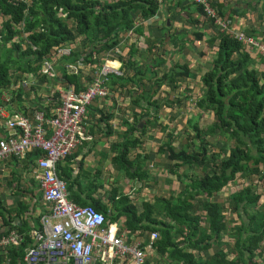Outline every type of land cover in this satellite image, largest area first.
<instances>
[{
	"label": "trees",
	"instance_id": "16d2710c",
	"mask_svg": "<svg viewBox=\"0 0 264 264\" xmlns=\"http://www.w3.org/2000/svg\"><path fill=\"white\" fill-rule=\"evenodd\" d=\"M177 3L181 13L187 14L191 26L198 31L195 33L196 42L205 41V27L214 31V36L206 34L209 39L204 43L211 51L217 48V54L201 76L193 72L189 64L177 67L179 71L162 72L161 77L151 73L154 82L148 89L143 80L144 70L139 68L136 59L140 49L133 46L125 58L121 57L126 75L128 73L126 79H131L129 74L133 73L138 80L134 82L144 87L143 96L149 95L152 99L153 87L160 90L169 78L171 82L166 94L174 92L175 98L173 103H165L164 99L149 101L148 106L155 115L151 118L147 114L133 116L130 132L124 136L123 143L113 144V149L118 154L115 160L126 174L145 182L144 177L150 175L145 164L149 155L139 153L132 159L131 151L144 147L152 120L156 122L154 127H160L157 122L162 107L176 108L181 114L184 103L193 100L198 117L188 119L186 125L194 131V136L187 134L188 143L177 149L173 134H168L169 140L158 150L165 158L166 170L183 184V189L154 202L139 201L138 204L119 188L111 190L106 204L91 196L93 193L88 195L90 202L76 199L73 192L70 198L77 206L93 207L111 224L124 219L130 244L144 243L152 233H158L160 239L154 245L158 261L153 257L154 262L150 258L148 264H257L256 259L264 254V200L261 201L263 194L259 191V187L264 189V54L255 48L251 52L231 36L220 33L212 20L205 18L204 23H200L201 19H192L188 13V0H178ZM195 11L204 18L202 7ZM231 12L238 14V10L232 9ZM159 13L158 0H0V96L9 91L11 85L22 82L28 74L42 81L48 79V75L42 72L46 59L57 48H74L76 45L71 56L56 61L60 66L69 62L63 65L62 82L76 91L84 90L79 89L80 76L69 71V67L78 65L77 62L92 63L97 49L100 53L117 49L121 45V35L132 31L145 36V31L142 27L137 28V23L158 18ZM173 17L176 18L174 8L168 18L171 25ZM167 25L161 39L150 42L147 48L158 67L166 64L160 53L169 44L166 42L169 34H174L172 28H169L170 32L166 30ZM246 36L256 39L264 47L258 37ZM261 39L264 41V34ZM176 41L178 38L174 34L172 47L182 52L188 43ZM254 51L256 58L252 57ZM206 53L199 52L201 57ZM198 76L201 96L195 95L196 99L190 86L184 84L189 77L196 79ZM110 79L118 84L124 78ZM183 86L184 94L176 95ZM24 89L19 87L13 101L20 100ZM55 96H59L58 93ZM132 106L140 109L141 101L134 100ZM46 112H43L46 117L52 115L49 110ZM204 114L213 115L209 125L200 124L199 119ZM110 118L107 116L101 121L107 125ZM143 121L144 127L141 128ZM162 129L167 131V128ZM136 132L139 136H134ZM106 136L111 134L107 132ZM32 155L38 157L39 153L33 152ZM134 169L137 170L133 172ZM66 176L71 177V173ZM255 176L258 183H255ZM240 181L242 188L231 191L225 203L216 200L228 189L229 183ZM25 211L27 208L22 207L21 212ZM231 216L235 219L229 221ZM2 224L7 226V221L3 219ZM225 237L232 243H222ZM32 246V240L25 237L20 247L11 248L7 253L0 252V264L7 261L8 264H23V250ZM216 246L217 252L214 251Z\"/></svg>",
	"mask_w": 264,
	"mask_h": 264
},
{
	"label": "crops",
	"instance_id": "0c3cea01",
	"mask_svg": "<svg viewBox=\"0 0 264 264\" xmlns=\"http://www.w3.org/2000/svg\"><path fill=\"white\" fill-rule=\"evenodd\" d=\"M188 1V7L190 9L188 13L192 19H199L200 15L195 11L198 7L197 4L194 0ZM211 1L213 8L216 10L217 16L221 20H224L223 16H227L229 24L225 21L223 22L229 25L230 29L241 32L239 29L245 28V31H247H244V33L254 35V37L258 38L263 37L264 0ZM166 2L168 4V9L172 10L169 15L173 13L174 8L176 21H174L172 32L179 37L185 32H178V25L185 24L188 26L187 29H190V19L186 13H181V9L178 8V0H166ZM183 6H185V4L182 2L181 7ZM232 9L238 10V14H233L231 12ZM178 13H181V16H179ZM167 19L168 17L164 21V17L162 18L159 16L157 20H153V23H150L151 25L144 26L143 30L145 31V36H140L137 33H133L131 36H122L118 52L120 55L112 52L110 54V51L100 53L99 49H97L94 55L95 60L92 58V63L77 62L78 65H73L71 69L69 67V71L77 73L80 76L79 89L86 88L92 83L96 70H98L104 63L122 69L125 72V76H128V73L126 75V69L121 61V57L125 58L133 46H137L140 49L137 55L139 59H136L139 63V67H142L144 70L145 76L143 78L149 89L154 82V79L151 80L154 78L151 73L155 74L157 71H160L159 73L161 77L162 72L166 70V64L158 67L157 61L147 52V45L152 41L161 39L162 35L165 33L164 25L168 22ZM157 21L160 22V26L158 23L155 24ZM154 24L158 26L157 29H152ZM209 29L213 31L211 28ZM204 32L205 30L203 33ZM207 39H209V37L205 34V43ZM166 42L171 43L170 37L166 39ZM177 42L179 43L181 41L178 40L176 43ZM171 45L172 44L166 46L164 49L165 51H161L160 58L166 60V57L163 54L167 55L168 53H172V50L174 54L179 52V49H175L172 47L173 45ZM76 46L74 47V50H76ZM195 46H197L196 48H199L197 43ZM203 50L206 52L209 51L206 47H204ZM89 53L90 50L87 54ZM182 55H186V51L182 52ZM256 55L257 54L254 53L252 57L256 58ZM147 61H149V63H147ZM194 61L201 63L197 64L198 66H204L202 60L196 58ZM47 62L53 73L51 77L48 76V79L45 81L32 77L31 81L26 82V87L24 89L25 93L21 94L18 102L13 101V98H15L13 97L10 104H5L0 98V106L3 107V113L0 114V138L9 135L15 136V132L6 129V120L11 118L14 113L26 118H32L34 112L38 110L45 113L49 110L52 114L50 117H52L60 107L61 96L63 93L67 91L68 88H72L71 86L68 87L61 80L63 65L68 64L69 62L62 63V66H60L58 61L53 59H49ZM130 71L131 70H128V72ZM197 72V74L200 75V69H197ZM55 77H58L59 79L54 81ZM129 77L131 79H126V82L119 80L118 84L111 79L109 80V96L105 99L96 100L93 106L88 109L84 123L81 125L80 144L77 145L68 158L60 161L58 164V174L59 176L63 174L64 177L62 176V179L68 184L69 198L73 192L76 199L79 198L81 201L90 202V197L88 195L93 193L91 196L101 198V202L106 204L111 190L119 188L125 194H128L132 201L136 200L133 201L134 203L138 204L139 201L142 203L154 202L157 198L168 197L174 193V178L164 176L159 171L164 156L161 153H158L157 150L169 140V138L163 137L166 132H164L162 128H165V126H148V135L144 147L132 150L130 153L132 159H134L139 153H142L143 155L149 154L148 161L145 164L146 166H153L155 174L150 173V171L148 178L144 177L145 182H142L140 178L136 179L129 177L126 174V171L120 167V163L115 160L118 154L113 149V144L123 143L124 136H126L132 128L131 125L134 120L133 116H141L140 113L147 111L149 108V101L156 102L160 100L157 87H153L151 95L154 97L151 99L149 95L143 96L144 87L140 86L139 83L134 82L137 77L134 76L133 73L129 74ZM192 80L193 79L189 77V79L185 80L184 86L189 85L190 88L193 89V83H189ZM184 86L176 95L184 94ZM32 87L34 90L31 89ZM161 89L166 91V87H162ZM57 93L59 96H55ZM140 97L142 98L140 99ZM136 99H139L142 103L140 109H138L139 107L132 106ZM164 102L166 103L165 100ZM174 109L177 110L176 108ZM174 109L169 110L174 112ZM151 112H154L155 115L153 109H151ZM159 114V123H161L163 122L162 109ZM107 116H110L111 118L106 125V122L104 123L101 121V118L106 119ZM173 117V115L170 116L171 122H173ZM107 132L108 134H111V136L107 137ZM134 136H139V133L136 132V135ZM158 155L161 156L158 157ZM36 160L37 156H34L31 153L20 160L7 158L6 160L0 161V240L6 238L11 233L15 234L18 241L17 244L12 247L14 249L20 247L25 237L32 240L34 245V236L41 232L40 218L46 214L48 210V207L45 206L42 200V192L38 184ZM146 168L148 169V167ZM69 173H71V177L66 176V174L68 175ZM124 176L129 179H124ZM168 180H170L169 183ZM164 183L171 185L169 194H167L166 191L168 186L165 185V189L163 188ZM69 187H71V190H69ZM149 196L151 197L149 198ZM70 200L73 201L71 198ZM22 207H26L27 211L22 213ZM3 219L7 221V226L2 224ZM121 222L122 224L118 222L119 225L112 226L109 221L107 226L109 229L116 230L119 233H126L124 225L125 220L122 219ZM145 243L146 242H144V244ZM28 249L29 248L27 247L23 250V255ZM7 250L0 249V252L7 253ZM152 255L155 256L154 251L152 252ZM8 263L9 262L7 261L6 264Z\"/></svg>",
	"mask_w": 264,
	"mask_h": 264
},
{
	"label": "built area",
	"instance_id": "2783aa9c",
	"mask_svg": "<svg viewBox=\"0 0 264 264\" xmlns=\"http://www.w3.org/2000/svg\"><path fill=\"white\" fill-rule=\"evenodd\" d=\"M158 1L161 7L164 0ZM194 2L203 8L204 19L212 20L220 33L231 36L251 52L255 48L264 54V47L256 39L247 37L244 32L233 31L217 16L211 0ZM146 25L147 22L139 21L137 28ZM132 34V31L128 33L129 36ZM120 39L122 40V35ZM73 51L71 46L57 48L46 59L42 72L51 77L53 73L47 60L56 61L71 56ZM111 52L119 54V47L111 50L110 54ZM124 76L122 69L104 63L96 70L92 83L84 90L68 88L63 93L61 106L52 117L36 111L32 118L14 113L6 120V129L15 132V136L0 138V161L10 157L20 160L38 152V184L42 200L48 207L46 214L40 218L41 232L34 236L37 245L25 252L23 264H148L149 256L152 255L160 235L152 233L145 244L141 241L130 244L127 233L108 228L103 214L91 206L80 207L71 201L68 184L58 174L59 162L68 158L81 142V125L88 109L96 100L109 96L108 82L111 77ZM31 80L32 74H28L22 82L11 86L9 92L5 91L0 98L5 104H10L19 87H26V82ZM2 113L3 107L0 106V114ZM17 241V236L11 233L0 240V249L12 248Z\"/></svg>",
	"mask_w": 264,
	"mask_h": 264
},
{
	"label": "rangeland",
	"instance_id": "374dc122",
	"mask_svg": "<svg viewBox=\"0 0 264 264\" xmlns=\"http://www.w3.org/2000/svg\"><path fill=\"white\" fill-rule=\"evenodd\" d=\"M172 10L168 9V4L166 1H164V3L162 4V6L160 7V13H159V16H161L162 18L164 17V21L165 19L168 17L169 18V14ZM202 22L200 23H204V18L202 16H200V18ZM223 19L222 21H226L227 23L229 22L227 16H223ZM153 20H156V18L150 20L147 22V25L150 24V23H153L152 21ZM169 20V19H167ZM171 23L172 25L170 24V28L173 29L174 27V21H176V18H171ZM178 21H180L179 19H177ZM199 21V20H198ZM167 22V21H166ZM169 22V21H168ZM167 22V23H168ZM159 24L160 26V22L157 21L155 24ZM170 23V22H169ZM153 25V28L152 29H157V25ZM2 25V20L0 19V26ZM179 28L177 29L178 32L179 31H184L185 32V35H180L178 38V40L180 41H186V46L185 48L183 49L182 52L186 51V55H182V52L179 51V52H176L174 54L173 50H172V53H168L167 55L166 54H163L165 57H166V70L164 71V73L166 71L169 70L170 71H179V69H177V67H182L184 64H189L190 68L192 70H194V72H197V69H200V72L199 73H203L204 70H206L209 65H210V62H211V59L212 57L216 54H217V48H215L214 50H209L206 55L204 57H201L199 52L200 51H204V47L207 48L206 44L204 42H196L195 41V33H198L197 29H195L194 27L191 26L190 29H187V25L185 24H181V25H178ZM166 27V24L165 26ZM143 28V26H142ZM167 31L169 30L170 32V29L167 25ZM201 30V29H200ZM205 30V34L209 35V36H214L215 33L214 31H211L208 27H205L204 28ZM239 31L241 32H244L245 31V28H240ZM247 31V30H246ZM245 31V32H246ZM187 33V34H186ZM263 34H264V31H263ZM128 35V34H127ZM122 36H125V35H122ZM169 37L171 39V44L173 45L174 44V34H169ZM261 43L264 44V41L261 39V38H257ZM197 43V45H199V48H196L197 46H195ZM170 44V43H169ZM168 44V45H169ZM171 45V46H172ZM148 46V45H147ZM166 48V47H165ZM168 49V47H167ZM173 49V48H172ZM165 51V50H163ZM206 52V51H204ZM255 53V51L253 52ZM137 57V56H136ZM138 58V57H137ZM200 59L203 61L204 63V66H201V65H197V64H201V63H197L194 61V59ZM139 59V58H138ZM147 63H149V61H147ZM111 65V64H110ZM148 66V64H147ZM150 66V65H149ZM257 66H260L259 63H257ZM204 67V68H203ZM141 68V67H139ZM264 67H262L263 69ZM142 69V68H141ZM145 69V67H144ZM171 69V70H170ZM143 70V69H142ZM160 72V71H158ZM156 77H159L160 73H155ZM200 76H198L196 79H193L191 82H189L190 84L193 83V98H196L199 97L201 95V93L199 94V89L201 88V82L199 81ZM144 80V79H143ZM123 82H126V76L124 77V79H122ZM138 82V80H136ZM171 82V80L168 78L165 83L163 84L162 87H166L167 89L169 88L168 87V84ZM154 87H157V86H154ZM161 87V88H162ZM158 89V87H157ZM158 93H159V97H160V100L164 99L166 102H171L173 103L174 102V98H175V95H174V92H171L169 93L168 95L166 94V91H164V89H160L158 90ZM188 94V91L185 92V95ZM196 95V96H195ZM197 99V98H196ZM142 104V103H141ZM168 106L166 107H162V117H163V122L159 123V120L157 122V124H160V126L163 124V126H165L167 124V126L170 127V129H168L165 133V135H163L164 138H166V135L168 132H171L173 133V136H174V146L179 149V148H182L184 145H186L188 143V139L186 137L187 134H189L190 136H194V131L192 129H189L186 125V121L190 118H192L193 116H196L198 117V115H196L198 113L197 110H195V106H194V101L193 100H190L188 101L187 103L185 102L184 103V109L183 111L181 112V114L179 113L178 110H175L174 109V112L169 110L167 108ZM151 107L148 108L147 111H144L143 113H140L141 115H144V114H147L148 116H154V112L152 113L151 112ZM173 115V119L171 122L170 120V116ZM147 119V118H146ZM213 120V115H209V114H204L203 116H201V118L199 119L200 121V124L205 126V125H209V123ZM145 122L143 121L142 124H144ZM151 124L149 125L150 127H154L153 125L156 124V122L154 120H152L150 122ZM190 141H193V138L190 139ZM197 142V145H199V141H196ZM216 142V141H214ZM214 148L215 145H213ZM217 149V148H216ZM161 156V155H158V157ZM148 171L150 173H154L153 171V166H148ZM162 175L164 176H169V177H172L174 178V192L177 193L180 191V189H183V184L179 183L178 180L176 179V177L172 176L167 170H166V167H165V158L163 159L162 161V165H160V170H159ZM183 171V169H182ZM155 174V173H154ZM124 179H129L128 177L124 176ZM123 179V180H124ZM254 179H256L255 183H258V180L256 178V176L254 177ZM264 182V181H263ZM169 183V181H168ZM165 185L168 186V188L166 189L167 191V194H169V191H170V188H171V185L169 184H163V188L165 189ZM242 181L240 182H235V183H229V187L226 191L223 192V195H220L218 198H216V200H218V202H222V203H225L226 200H227V196L228 194L233 191V190H238V189H241L242 188ZM110 191V190H109ZM259 191L263 194L262 196V199L261 201L264 200V189L262 187H259ZM99 193V192H98ZM174 194V193H173ZM133 197H136V196H133ZM151 196H149L150 198ZM101 199V198H99ZM133 201H136V200H133ZM227 214V213H225ZM235 217L234 216H231L229 221L230 220H234ZM119 222L122 224L121 222V219L119 220ZM119 225V223H117ZM112 226H115V223L112 224ZM232 243V240L228 239L227 237H225L222 241V243ZM214 251L217 252L218 251V246H216L214 248ZM262 251H264V247L262 248ZM156 258V256H153ZM153 259V262H154V258ZM157 259V258H156ZM158 261V259H157ZM257 264H264V254L262 257H259L258 259H256L255 261Z\"/></svg>",
	"mask_w": 264,
	"mask_h": 264
},
{
	"label": "clouds",
	"instance_id": "9594fccd",
	"mask_svg": "<svg viewBox=\"0 0 264 264\" xmlns=\"http://www.w3.org/2000/svg\"><path fill=\"white\" fill-rule=\"evenodd\" d=\"M44 63H45V62H44ZM11 86H13V85H11ZM9 89H10V88H9ZM165 128H167V130L170 129L169 126H167V124L165 125ZM168 134H173V133L168 132L167 135H166L167 138H168ZM10 158H13V157H10ZM15 159H16V158H15ZM34 242H36V240H34ZM32 247H33V246H32ZM23 257H24V256H23ZM150 258H153V255L149 256V259H150ZM149 259H148V263H149ZM22 260H23V259H22Z\"/></svg>",
	"mask_w": 264,
	"mask_h": 264
},
{
	"label": "water",
	"instance_id": "95a60500",
	"mask_svg": "<svg viewBox=\"0 0 264 264\" xmlns=\"http://www.w3.org/2000/svg\"><path fill=\"white\" fill-rule=\"evenodd\" d=\"M168 27H170V23H169V22H168ZM143 127H144V124L141 125V128H143ZM136 170H137V169H134L133 172L136 171ZM36 245H37V243L34 242V245H33V246H36Z\"/></svg>",
	"mask_w": 264,
	"mask_h": 264
},
{
	"label": "flooded vegetation",
	"instance_id": "af4514ba",
	"mask_svg": "<svg viewBox=\"0 0 264 264\" xmlns=\"http://www.w3.org/2000/svg\"><path fill=\"white\" fill-rule=\"evenodd\" d=\"M159 150V149H158ZM158 150H157V152H158ZM159 153V152H158ZM149 155V154H148Z\"/></svg>",
	"mask_w": 264,
	"mask_h": 264
}]
</instances>
